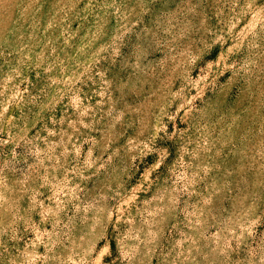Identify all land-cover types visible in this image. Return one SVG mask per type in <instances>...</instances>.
Wrapping results in <instances>:
<instances>
[{
  "label": "rangeland",
  "instance_id": "rangeland-1",
  "mask_svg": "<svg viewBox=\"0 0 264 264\" xmlns=\"http://www.w3.org/2000/svg\"><path fill=\"white\" fill-rule=\"evenodd\" d=\"M0 264H264V0H0Z\"/></svg>",
  "mask_w": 264,
  "mask_h": 264
}]
</instances>
